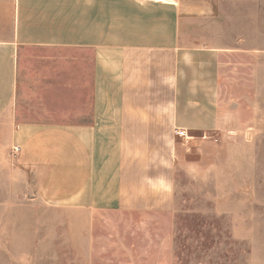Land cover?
<instances>
[{
	"label": "crops",
	"instance_id": "obj_1",
	"mask_svg": "<svg viewBox=\"0 0 264 264\" xmlns=\"http://www.w3.org/2000/svg\"><path fill=\"white\" fill-rule=\"evenodd\" d=\"M263 72L264 0H0V132L45 203L134 204Z\"/></svg>",
	"mask_w": 264,
	"mask_h": 264
},
{
	"label": "rangeland",
	"instance_id": "obj_2",
	"mask_svg": "<svg viewBox=\"0 0 264 264\" xmlns=\"http://www.w3.org/2000/svg\"><path fill=\"white\" fill-rule=\"evenodd\" d=\"M230 95L235 125L177 137L173 171L117 210L43 202L0 132V264H264V81Z\"/></svg>",
	"mask_w": 264,
	"mask_h": 264
},
{
	"label": "built area",
	"instance_id": "obj_3",
	"mask_svg": "<svg viewBox=\"0 0 264 264\" xmlns=\"http://www.w3.org/2000/svg\"><path fill=\"white\" fill-rule=\"evenodd\" d=\"M153 2H155V3H157V4H163V3H166L167 2V0H152ZM176 136L178 137V138H186V139H188L189 137H188V132H186V131H184V130H178V131H176ZM20 151H21V149L19 148V147H14V149H13V155L15 156V155H19L20 154Z\"/></svg>",
	"mask_w": 264,
	"mask_h": 264
}]
</instances>
